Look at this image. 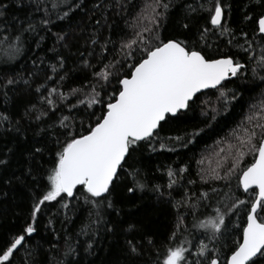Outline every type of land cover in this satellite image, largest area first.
<instances>
[{
	"label": "snow or ice",
	"instance_id": "obj_1",
	"mask_svg": "<svg viewBox=\"0 0 264 264\" xmlns=\"http://www.w3.org/2000/svg\"><path fill=\"white\" fill-rule=\"evenodd\" d=\"M13 6L23 12V17L10 13ZM91 7L93 12L112 8L118 15L128 14L130 8L137 10L125 20L129 31L115 50L119 58L92 72L94 82L65 93L61 88L68 75L60 72L65 70L66 57L57 46L69 47L67 28L78 13L87 11L85 0H0V45L9 60L32 51L29 41L40 49L51 39L53 48L49 51L55 52V63L49 65L51 74L45 71L42 80L39 69L45 60L39 56L32 60L37 70L28 78H0V94L9 100L10 93L35 94L18 113L7 108L0 111V128L6 125L5 134L23 135V124L27 125L24 131L33 129L35 135L47 137L28 152V163L20 176L4 178L6 185L15 180L30 186L33 202L20 231L0 243V264H16L21 250L27 254L20 257L21 264H35L33 257L39 245L29 247V240L37 232L38 215L52 206L66 221L70 214L86 207L87 218L78 232L56 236L49 251L54 250L59 258L53 256L44 264H81L77 259L81 249L94 254L101 229L106 233L115 230L106 216L111 212L119 215L114 199L117 187L123 184L125 193L133 195L149 187L147 176L136 166V153L142 145L153 152L157 151L156 143L168 151H175L177 144L186 148L198 141L204 127L195 123L178 135L161 137L164 124L200 108L205 117L201 123L211 127L220 111H227L243 96L240 85L230 88L229 83L258 81L257 87L264 85V0H246L240 5L242 20L252 25L251 35L231 26L232 5L227 0H181L180 14L189 22L181 23L180 28L186 34L167 37L162 36L161 29L177 9V0H140L139 4L135 0H93ZM193 20L202 21L194 31ZM90 43L100 44L102 52L109 51V44H116L111 36L101 44L99 33L90 37ZM94 54V47L78 52L88 68L95 67L88 59ZM209 89L216 94V105L211 107L201 100ZM70 95L76 103L66 102ZM250 101L236 129L217 143L216 166L207 170L201 167L197 173L201 184L209 185L207 190L198 194L185 191L173 204L176 221L166 242L148 240L155 248L151 264H264V88ZM81 105L85 106L87 124L78 115ZM97 105L98 112L88 111ZM225 143L227 151L219 147ZM13 150L9 147L0 153V173L8 168ZM204 159L197 163L203 165ZM186 171V166L177 172L169 169L168 183L151 184L150 190L163 199L166 188L171 203L172 192L183 180L180 173ZM241 208L243 218L239 216ZM188 216L192 217L190 225ZM234 216L237 221H233ZM136 231L135 224L125 230L130 235L123 248L124 264H139L145 255Z\"/></svg>",
	"mask_w": 264,
	"mask_h": 264
},
{
	"label": "trees",
	"instance_id": "obj_2",
	"mask_svg": "<svg viewBox=\"0 0 264 264\" xmlns=\"http://www.w3.org/2000/svg\"><path fill=\"white\" fill-rule=\"evenodd\" d=\"M85 2L88 5L87 11L78 13L73 18L71 26L67 28L70 33L69 47L63 48L57 46V51L66 57L65 70L60 72V75H64L66 71L68 75V79L63 82L61 88L65 93H69L72 88H81L89 81L94 82L92 72L99 71L104 64L114 59L115 50L119 49L121 37L129 31L125 26V20L131 19V14L137 10L130 8L126 15H118V10L112 8L93 12L91 7L93 0H85ZM135 2L139 4L140 0H135ZM227 2L232 5L231 19L229 21L231 26L237 32L243 29L249 31L251 35L250 29L252 25L244 22L241 16L240 5L246 2V0H227ZM180 4L181 0H177V9L174 10L173 15L164 23L161 29L162 36H183L186 34L185 30L180 28V24L189 21L183 20L179 11ZM9 11L10 13L23 17V12L16 10L14 6ZM96 20H100L99 25L96 24ZM190 23L193 25L192 30L194 31L195 26L202 23V21L193 20ZM64 26V24H60V27ZM97 33H99L101 44L105 37L111 36V39L116 42L115 46L109 44V51L107 52L101 51L100 44L92 46L90 37ZM29 44L33 50L24 51L15 60H9L4 46L0 45V78L5 75L28 78L30 72L37 70L34 69L32 64V60L37 56L45 60L44 65L40 66L39 69L41 80L43 79L45 71H49V74H51L49 65L50 63H55V52L49 51V49L53 48L52 40L47 39L40 49H35V45L31 41H29ZM93 47L95 48V54L88 57V59L95 67L88 68L81 63L84 57L79 56L78 52L86 53V49L92 50ZM224 51H227V48ZM115 58L118 59L119 57ZM258 83V81L255 83L250 82L247 85H244L241 81H237L236 84L229 83L228 87L230 88L240 85V91L243 93V96L239 102L235 103L227 111H220L216 116V120L212 122L211 127H205L201 123L205 120V117L201 115L200 108H196L186 115L179 114V119L174 118L173 122L163 125L160 136L167 137L178 135L190 125L200 123V126L204 127V132L198 138L197 142L189 144L188 147H180L177 144L175 145V151H168L166 148L160 149L159 143H156L155 147L157 151L153 152L143 145L141 146L136 153L138 160L136 166L147 176L149 187L144 191H137L134 195L125 193L123 184L117 187L114 193V199L120 209L119 215L111 212L106 216V219L113 222L115 230L114 232L106 233L101 229L99 235L96 237L97 242L94 245V254L89 255L81 249L80 255L77 257V259L81 260V264H118V262L119 264H124L123 248L126 236L130 235L125 230L129 224L136 225L137 231L134 235L137 241L142 244L145 253L140 258L139 264H151V260L155 259V248L149 245L148 240L152 239L157 244L166 242V238L172 231L176 221L177 212L173 204L181 200L185 191L189 193L196 192L198 194L199 191L207 190L209 185L201 184L200 177L197 173L201 167L207 170L216 166V162L219 159L216 155L218 151L217 143L222 138L229 136V133L233 129H236L242 120L243 114L247 111L248 103L251 102L250 97L258 98L259 92L264 88V85L257 87L256 84ZM49 85L54 86V83L49 82ZM85 91H90V89L85 88ZM10 95L12 96L11 100L0 94V111L7 108L10 112L18 113L28 100L35 99V94L32 96H17L10 93ZM201 100L208 101L209 107L216 105L215 90L205 91V95L201 96ZM66 102L76 103V98L70 95ZM84 108L85 106H80L78 115L80 118L85 119V123L87 124ZM92 110L98 112L99 105L88 111ZM64 114H68L66 109ZM6 127L5 125L4 128ZM4 128H0V153L7 152L9 147H12L14 150L9 154L10 160L8 168L0 173V243H3L10 236L20 231L21 226L28 218L33 202L30 186H25V184L15 180L11 185H6L4 178L20 176L25 171L24 166L28 163L27 154L33 145L41 146L43 141L47 139L46 136L35 135L33 129L24 131L27 125H21L23 135L11 131L5 134ZM172 146V144H169V147ZM219 147L225 148V151L228 150L226 143L220 144ZM201 157L205 158L203 165L197 163ZM48 159L49 157L46 155L44 160L47 161ZM247 159L250 160L251 157H247ZM48 166L50 165L45 164V167ZM185 166L187 167V171L180 173L183 180L180 181L172 192L171 203L168 202V190L166 188L164 189L166 195L163 199H159L156 193L150 190L151 184L166 185L168 183L167 172L169 169L177 172ZM33 167H35V163H33ZM189 180H194L196 183L188 184ZM233 185H235V181H233ZM241 198L247 199V196H241ZM239 216L243 218V208H241ZM86 218V207H81L74 215L70 214V219L67 221L63 215L56 214V206H52L51 208L45 207L35 222L37 232L29 240V247L36 248L39 245V249L33 257L35 264H44L46 260H51L53 256L59 258V254L54 250L49 251L51 244L56 243V236L63 237L66 231L71 233L78 232L86 222ZM232 219L233 221H237L235 216ZM49 220L52 221L51 224H49ZM191 221L192 217L188 216L187 222L189 225ZM193 232L196 233L197 230L193 229ZM80 239L83 240L84 237H80ZM62 242L61 240V244ZM21 256L27 257V254L21 250L20 255L16 258V264H21Z\"/></svg>",
	"mask_w": 264,
	"mask_h": 264
},
{
	"label": "water",
	"instance_id": "obj_3",
	"mask_svg": "<svg viewBox=\"0 0 264 264\" xmlns=\"http://www.w3.org/2000/svg\"><path fill=\"white\" fill-rule=\"evenodd\" d=\"M209 90H211V89H209ZM205 91H208V90H205Z\"/></svg>",
	"mask_w": 264,
	"mask_h": 264
}]
</instances>
